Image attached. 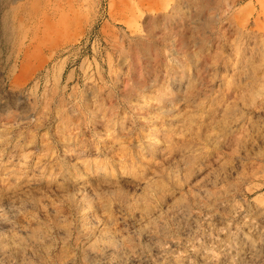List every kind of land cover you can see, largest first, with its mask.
Segmentation results:
<instances>
[{
  "label": "rangeland",
  "instance_id": "rangeland-1",
  "mask_svg": "<svg viewBox=\"0 0 264 264\" xmlns=\"http://www.w3.org/2000/svg\"><path fill=\"white\" fill-rule=\"evenodd\" d=\"M0 264H264V0H0Z\"/></svg>",
  "mask_w": 264,
  "mask_h": 264
},
{
  "label": "bare ground",
  "instance_id": "bare-ground-1",
  "mask_svg": "<svg viewBox=\"0 0 264 264\" xmlns=\"http://www.w3.org/2000/svg\"><path fill=\"white\" fill-rule=\"evenodd\" d=\"M159 148H160V147H159ZM72 155H74V154H71V153H70L68 156L71 157ZM243 241H244V240H243ZM163 254H164V253H163ZM243 254H244V252H243ZM250 254H251V253H250ZM158 255H159V254H158ZM168 255H169V254H168ZM218 255H219V254H218ZM165 256H166V255H165ZM162 257H163V256H162ZM162 257H161V258H162ZM168 258H169V257H168ZM225 263H226V262H225Z\"/></svg>",
  "mask_w": 264,
  "mask_h": 264
}]
</instances>
